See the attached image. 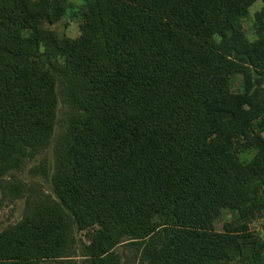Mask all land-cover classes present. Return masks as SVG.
Segmentation results:
<instances>
[{"label": "trees", "instance_id": "obj_1", "mask_svg": "<svg viewBox=\"0 0 264 264\" xmlns=\"http://www.w3.org/2000/svg\"><path fill=\"white\" fill-rule=\"evenodd\" d=\"M81 1L60 37L69 0H0V180L49 140L59 82L75 108L57 200L0 229V264H264V0L259 55L258 0Z\"/></svg>", "mask_w": 264, "mask_h": 264}, {"label": "rangeland", "instance_id": "obj_2", "mask_svg": "<svg viewBox=\"0 0 264 264\" xmlns=\"http://www.w3.org/2000/svg\"><path fill=\"white\" fill-rule=\"evenodd\" d=\"M81 0H69L68 13L55 24L45 23L46 27L52 28L60 37H75L79 33V13ZM262 2L258 0L250 9V13L244 17L245 30L254 44L256 53L260 51L255 33L254 16L261 7ZM241 6L237 4L236 7ZM223 86L229 89V82L223 81ZM58 103L55 118V127L49 140L34 157H27L19 169H15L11 175L0 180V229L3 230L10 225L21 221L25 214L33 209L37 202H52L57 200L54 188V177L57 171V159L63 146L67 131L70 126V117L75 111L65 86L62 82L57 87ZM20 184L19 193L15 192L13 185ZM13 188V189H12ZM224 221L231 219V213L223 214ZM222 224V223H221ZM221 224L218 225L221 228ZM252 229L264 236V218L251 225ZM76 240L80 246V240L88 242L84 232L74 227ZM79 250V249H78ZM116 250L123 255V259L133 257L135 249L129 244L119 245ZM78 254V253H77ZM80 263L79 257L76 258ZM81 264V263H80Z\"/></svg>", "mask_w": 264, "mask_h": 264}]
</instances>
